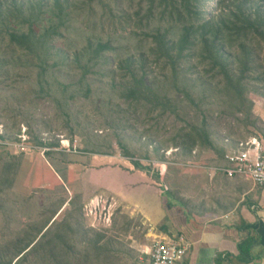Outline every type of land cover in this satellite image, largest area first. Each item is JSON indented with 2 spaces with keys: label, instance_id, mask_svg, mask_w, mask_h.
<instances>
[{
  "label": "rangeland",
  "instance_id": "1",
  "mask_svg": "<svg viewBox=\"0 0 264 264\" xmlns=\"http://www.w3.org/2000/svg\"><path fill=\"white\" fill-rule=\"evenodd\" d=\"M156 1L150 13L149 0H0V142L15 145L0 146V264H150L155 239L179 234L168 217L149 219L147 207L177 219L219 208L198 167L264 139V42L253 31H225L228 70L246 76L239 91L201 47L185 52L175 72L154 36L176 42L179 25ZM237 1L264 23V0H198L194 8L215 22ZM48 30L37 50L9 38L33 31L40 42ZM90 41L114 48L98 55ZM203 130L212 148L194 134ZM20 144L47 150L66 174L83 168L70 183L32 189L21 179ZM101 195L105 207L91 208Z\"/></svg>",
  "mask_w": 264,
  "mask_h": 264
},
{
  "label": "crops",
  "instance_id": "2",
  "mask_svg": "<svg viewBox=\"0 0 264 264\" xmlns=\"http://www.w3.org/2000/svg\"><path fill=\"white\" fill-rule=\"evenodd\" d=\"M53 159L38 147L23 153L21 179L26 177V184L32 189L46 190L60 181L65 183L66 179L70 183L75 179L74 173L83 168L82 164L79 168L69 166L66 174ZM104 173L92 174V177ZM210 182L222 200L219 208L214 206L213 210L207 209L196 217L190 218L186 214L177 219L171 212L159 213L147 207L150 213L147 217L161 222L168 217L169 231L185 237L190 245L186 264H264V187H255L242 177L222 175ZM158 213L160 216L156 217ZM169 233L160 239L176 237Z\"/></svg>",
  "mask_w": 264,
  "mask_h": 264
},
{
  "label": "trees",
  "instance_id": "3",
  "mask_svg": "<svg viewBox=\"0 0 264 264\" xmlns=\"http://www.w3.org/2000/svg\"><path fill=\"white\" fill-rule=\"evenodd\" d=\"M144 1L142 0V2ZM149 1L150 13H153L157 1ZM197 2L198 0H161L160 6H166L163 16L165 17L167 13L171 15L172 21L179 25V28H173H177L179 33L178 40L172 42L167 34L159 31L154 36L155 41L159 45L157 49L164 57L170 60L169 62L176 72L179 60L184 56V53L192 50L193 47H201L202 57L206 60L210 59L215 66L219 67L226 85L235 91H239L246 76L242 74L234 76L228 70L227 64L229 65L230 63H228L230 56L226 53L225 43L227 44L228 42L224 38L225 31L232 29L240 36L246 35L248 30L253 31L257 34L260 41L264 42V23H260L259 19L255 20L252 18V15L247 14V11L243 8L244 3L238 1L232 5V9L222 19L215 22L205 21L199 16L196 8H194ZM48 32L49 30L45 32V36L41 38L40 42H36L37 37L33 31L30 32V35L10 33L9 38L11 43L20 49L32 51L44 48L43 44H37L46 40L45 37L49 36ZM36 46L37 48H35ZM89 46V49H94L98 55H103L114 48L112 42L95 44L90 41ZM237 47L239 52L245 57L244 59H246L242 65L249 66L251 53L247 49V45L241 42ZM234 58L238 63V56ZM194 134L199 135V137L203 135L206 142L205 145L213 147V143L210 141L206 130H203L202 133L195 132ZM1 139L3 140L4 137H1ZM45 154L47 155V153Z\"/></svg>",
  "mask_w": 264,
  "mask_h": 264
},
{
  "label": "built area",
  "instance_id": "4",
  "mask_svg": "<svg viewBox=\"0 0 264 264\" xmlns=\"http://www.w3.org/2000/svg\"><path fill=\"white\" fill-rule=\"evenodd\" d=\"M3 145L9 146L10 149L15 147L14 144L5 141L0 142V146ZM69 146L70 144L67 148ZM36 148V146L20 144L17 150H20L19 153H26ZM198 168L211 179L218 175L228 178L242 177L255 187H264V139L252 137L241 141L225 152L223 162L215 165H200ZM104 201L103 195L95 196L90 202L91 208L98 210L101 206L105 207L106 201ZM189 248L190 245L183 235L170 239H157L149 253L150 262L152 264H186L185 258Z\"/></svg>",
  "mask_w": 264,
  "mask_h": 264
}]
</instances>
